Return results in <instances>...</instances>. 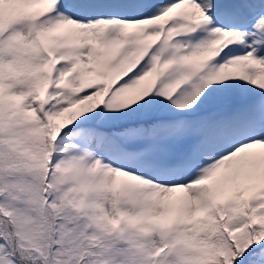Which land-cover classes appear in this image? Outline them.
<instances>
[{"label":"snow or ice","instance_id":"snow-or-ice-1","mask_svg":"<svg viewBox=\"0 0 264 264\" xmlns=\"http://www.w3.org/2000/svg\"><path fill=\"white\" fill-rule=\"evenodd\" d=\"M0 264H264V0H0Z\"/></svg>","mask_w":264,"mask_h":264}]
</instances>
